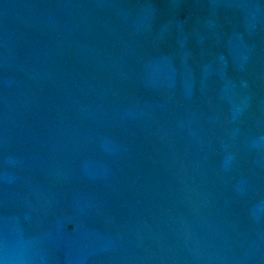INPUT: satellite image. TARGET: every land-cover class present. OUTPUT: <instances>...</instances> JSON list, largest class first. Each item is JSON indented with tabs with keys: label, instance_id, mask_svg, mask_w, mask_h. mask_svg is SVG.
<instances>
[{
	"label": "water",
	"instance_id": "95a60500",
	"mask_svg": "<svg viewBox=\"0 0 264 264\" xmlns=\"http://www.w3.org/2000/svg\"><path fill=\"white\" fill-rule=\"evenodd\" d=\"M0 264H264V0H0Z\"/></svg>",
	"mask_w": 264,
	"mask_h": 264
}]
</instances>
